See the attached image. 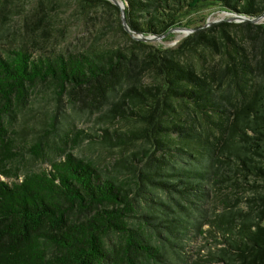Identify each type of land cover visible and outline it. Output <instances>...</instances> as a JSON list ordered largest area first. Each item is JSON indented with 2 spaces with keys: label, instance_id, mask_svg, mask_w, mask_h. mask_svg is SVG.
I'll use <instances>...</instances> for the list:
<instances>
[{
  "label": "trees",
  "instance_id": "trees-1",
  "mask_svg": "<svg viewBox=\"0 0 264 264\" xmlns=\"http://www.w3.org/2000/svg\"><path fill=\"white\" fill-rule=\"evenodd\" d=\"M51 1L27 13L43 19ZM119 1L144 37L206 6L264 13V0ZM11 3L0 0V29ZM74 5L110 17L123 42L60 51L0 37V264H264V21L191 27L159 48L132 39L109 0ZM79 92L91 110L103 100L89 142L99 161L72 152L89 134L60 136L51 117L59 158L21 172L14 116L33 95ZM42 146H29L40 161Z\"/></svg>",
  "mask_w": 264,
  "mask_h": 264
},
{
  "label": "rangeland",
  "instance_id": "rangeland-1",
  "mask_svg": "<svg viewBox=\"0 0 264 264\" xmlns=\"http://www.w3.org/2000/svg\"><path fill=\"white\" fill-rule=\"evenodd\" d=\"M33 1L35 0H12L6 12V21L0 29L1 40L20 41L36 38L46 47L60 51H78L92 44L111 46L123 42L122 38L113 35L110 17L106 19L101 13H96L83 18L79 15L74 0H52L51 5L44 11L47 15L38 20L36 17L33 19L31 12L27 13V4L32 5ZM225 19L224 12L218 6L198 8L182 19V26L179 28L183 30H174L167 34L169 38L165 36L150 43L159 48L174 47L190 34L187 30H192L191 27H202L206 23H209L210 27L227 22ZM234 32H237V29ZM230 34L232 35V30ZM51 97V94L46 97L33 95L29 105L14 116L9 136L15 140L14 146L17 145V152L21 155V172L26 168H46L47 158H59V138L54 134L56 130H51L48 125L51 117L63 122L65 130L57 131L60 136L70 137L71 131L77 130L89 134L91 137L81 139L79 145L72 148V152L99 161L97 149L90 146L89 142L95 141V136L99 133L96 116L97 109L102 108L103 100L94 103L97 107L95 111L87 104L89 98L86 92L76 93L69 100L62 94L59 103ZM67 103H71L72 108ZM56 126L60 127L59 124ZM39 138L43 143V162L33 158L29 150V146Z\"/></svg>",
  "mask_w": 264,
  "mask_h": 264
},
{
  "label": "water",
  "instance_id": "water-1",
  "mask_svg": "<svg viewBox=\"0 0 264 264\" xmlns=\"http://www.w3.org/2000/svg\"><path fill=\"white\" fill-rule=\"evenodd\" d=\"M114 6H116L119 10V13H120V22H121V26L123 28L124 31L128 32L130 35H131V38L134 39V40H139V41H142V42H147V43H150V42H153V41H156V40H159L161 39L162 37H144L142 35H139V34H132L130 32V30L128 29L127 25H126V22H125V18H124V5L121 1L119 0H109ZM225 14V21L229 22V23H241V22H249V23H252V24H259L261 23L262 21H264V13L259 16L258 18H247V17H244V16H240V15H234V14H230V13H227V12H224ZM209 23H206L204 26H202L201 28H198V29H202V28H206L208 27ZM181 31L183 30L182 28H175V29H172L170 30L169 32H172V31ZM197 29H192V30H187V32H189L190 34L194 31H196Z\"/></svg>",
  "mask_w": 264,
  "mask_h": 264
}]
</instances>
